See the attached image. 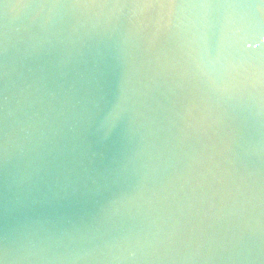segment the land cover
I'll return each instance as SVG.
<instances>
[{"label": "water", "instance_id": "1", "mask_svg": "<svg viewBox=\"0 0 264 264\" xmlns=\"http://www.w3.org/2000/svg\"><path fill=\"white\" fill-rule=\"evenodd\" d=\"M0 264H264V0H0Z\"/></svg>", "mask_w": 264, "mask_h": 264}]
</instances>
